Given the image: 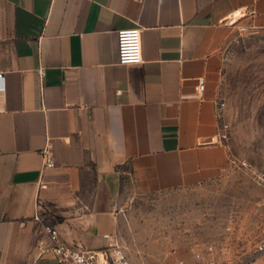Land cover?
Segmentation results:
<instances>
[{
  "label": "crops",
  "instance_id": "crops-1",
  "mask_svg": "<svg viewBox=\"0 0 264 264\" xmlns=\"http://www.w3.org/2000/svg\"><path fill=\"white\" fill-rule=\"evenodd\" d=\"M132 27L144 60L120 64ZM241 28L263 31L264 0H0V264H59L40 251L46 225L105 247L127 181L154 193L223 177L219 80Z\"/></svg>",
  "mask_w": 264,
  "mask_h": 264
},
{
  "label": "rangeland",
  "instance_id": "rangeland-1",
  "mask_svg": "<svg viewBox=\"0 0 264 264\" xmlns=\"http://www.w3.org/2000/svg\"><path fill=\"white\" fill-rule=\"evenodd\" d=\"M218 100L230 125L231 165L223 177L154 193L123 185L108 245L131 264H264L257 250L264 240L262 31L239 29L225 48Z\"/></svg>",
  "mask_w": 264,
  "mask_h": 264
},
{
  "label": "built area",
  "instance_id": "built-area-1",
  "mask_svg": "<svg viewBox=\"0 0 264 264\" xmlns=\"http://www.w3.org/2000/svg\"><path fill=\"white\" fill-rule=\"evenodd\" d=\"M245 30L246 28H241ZM253 30H256L253 28ZM259 31V30H258ZM264 33V29L262 31ZM143 28L132 27L125 28L118 31V62L120 64H138L143 62ZM41 76L45 75L43 69L39 70ZM3 78V73H0V79ZM206 83L204 80H200L197 86L198 95L201 97L204 93ZM121 92V91H119ZM225 103L217 100V116L220 121V137L223 142H228L230 138V125L222 120V111L225 108ZM44 156L47 155V150L43 151ZM47 166H54V162L50 159L47 160ZM243 165L247 167V163L243 162ZM45 233L48 240L40 242L41 253H53L59 264H131L125 257L122 250L114 249L108 245L100 249H88L83 248L77 244H72L65 240L60 231L51 225H46ZM257 250L259 253L264 252V240H262ZM209 253H213V248L209 247L207 250ZM201 254H197L200 257ZM25 264H32L27 262ZM166 264H184L183 261H175ZM207 264H216L213 260ZM239 264H252L249 262Z\"/></svg>",
  "mask_w": 264,
  "mask_h": 264
}]
</instances>
